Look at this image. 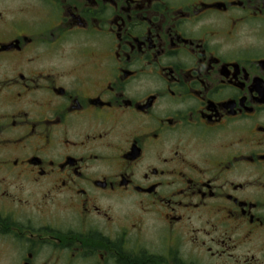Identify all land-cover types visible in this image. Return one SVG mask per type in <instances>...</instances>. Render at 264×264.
Returning <instances> with one entry per match:
<instances>
[{
  "label": "flooded vegetation",
  "instance_id": "obj_1",
  "mask_svg": "<svg viewBox=\"0 0 264 264\" xmlns=\"http://www.w3.org/2000/svg\"><path fill=\"white\" fill-rule=\"evenodd\" d=\"M0 264H264V0H0Z\"/></svg>",
  "mask_w": 264,
  "mask_h": 264
}]
</instances>
